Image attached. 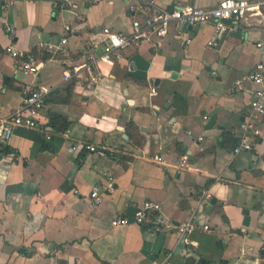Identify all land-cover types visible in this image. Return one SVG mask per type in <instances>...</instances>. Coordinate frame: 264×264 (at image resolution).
Returning <instances> with one entry per match:
<instances>
[{
  "label": "crops",
  "instance_id": "0c3cea01",
  "mask_svg": "<svg viewBox=\"0 0 264 264\" xmlns=\"http://www.w3.org/2000/svg\"><path fill=\"white\" fill-rule=\"evenodd\" d=\"M3 1L0 118L28 86H41L47 103L39 121L47 125L55 112L70 125L50 130L51 139L17 126L1 145L0 264H264V115L251 135L256 148L234 152L251 113L255 85L247 74L264 62V4L220 38L209 22L174 23L166 36L132 41L106 64L103 29L129 35L152 0H77L72 8L50 0L3 8ZM155 1L174 8L220 0ZM7 24L17 45L41 61L37 75L6 52ZM64 35L63 51L46 50ZM111 177L115 189H102V204L91 208L92 187ZM148 199L174 224L192 220L196 228L183 235L112 225Z\"/></svg>",
  "mask_w": 264,
  "mask_h": 264
},
{
  "label": "built area",
  "instance_id": "2783aa9c",
  "mask_svg": "<svg viewBox=\"0 0 264 264\" xmlns=\"http://www.w3.org/2000/svg\"><path fill=\"white\" fill-rule=\"evenodd\" d=\"M14 1L16 0H4L2 7L4 8ZM50 1L56 8H72L77 0ZM144 3L148 6L149 11H144L145 14L142 18H134L132 24L133 30L129 35L124 32L115 31L109 27L103 29L105 35L104 45L99 60L106 64H114L115 59L120 57V51L132 41L147 38L151 35L164 37L169 33L174 23L184 26H195L209 22L215 27L214 37L220 38L229 29L230 22L246 18L249 14L260 12L264 0H220L215 6L211 7L182 6L174 8L160 6L155 0L149 3L143 2L142 4L144 5ZM143 5L140 6L142 11ZM6 32L10 37L9 43L5 46L6 52L15 59L17 67L25 74L37 75L41 67V61L36 54L31 50L22 49L17 45L14 25L7 24ZM67 42L68 36L64 35L59 41L44 44V47L49 52L54 53L63 51ZM212 42L210 41L209 43L212 44ZM261 45V43H258V46ZM64 76L68 77L70 75L66 71ZM247 79L255 85L251 100V113L249 119L242 124L245 134H243L240 143L234 148L235 153L244 150H253L257 146V142L251 139V135H258L260 133V121L264 115V62H258L253 70L247 74ZM242 84V79H236L232 91L239 92ZM46 103V92L43 87L28 86L27 94L15 111L0 118V147L2 144L9 143L17 126L37 128L44 132L48 139H51L52 136L49 133L51 129L39 121V117L42 115ZM88 148L90 150H96V147L93 145H89ZM157 157L161 159L160 156ZM187 161L188 154H184L182 156L181 166L186 167L188 165ZM102 189L103 191L106 189L110 192L115 189L112 177L109 178V184L103 188L98 184L92 187L88 203L91 208L102 204L104 198ZM111 223L113 226L129 225L132 223L145 224L150 231L154 232H165L176 228L183 235L193 232L196 228V223L192 220L174 224L163 213L162 205L151 199L145 200L137 206L132 217L117 216L112 219ZM204 228L207 229L208 225H204ZM242 230H245V228H242Z\"/></svg>",
  "mask_w": 264,
  "mask_h": 264
},
{
  "label": "trees",
  "instance_id": "16d2710c",
  "mask_svg": "<svg viewBox=\"0 0 264 264\" xmlns=\"http://www.w3.org/2000/svg\"><path fill=\"white\" fill-rule=\"evenodd\" d=\"M47 125L51 130L55 129V131L61 133V132H65L68 129L70 122L65 116L59 113L50 112L49 123H47ZM198 264H210V263L205 260H201V262H199Z\"/></svg>",
  "mask_w": 264,
  "mask_h": 264
},
{
  "label": "water",
  "instance_id": "95a60500",
  "mask_svg": "<svg viewBox=\"0 0 264 264\" xmlns=\"http://www.w3.org/2000/svg\"><path fill=\"white\" fill-rule=\"evenodd\" d=\"M215 203V198L211 200V205Z\"/></svg>",
  "mask_w": 264,
  "mask_h": 264
}]
</instances>
